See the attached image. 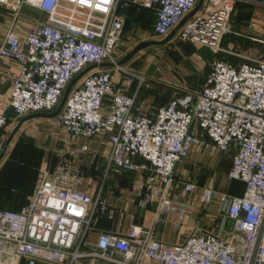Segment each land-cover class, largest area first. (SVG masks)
Instances as JSON below:
<instances>
[{
	"label": "built area",
	"instance_id": "obj_1",
	"mask_svg": "<svg viewBox=\"0 0 264 264\" xmlns=\"http://www.w3.org/2000/svg\"><path fill=\"white\" fill-rule=\"evenodd\" d=\"M235 1L205 0L203 11L183 25L178 37L222 53ZM129 2L155 11L153 33L163 38L198 0H0L13 14L0 58L19 66L10 76V108L16 118L52 111L86 67L112 64L111 70L98 66L80 78L56 125L73 139L108 137L105 175L149 170L139 205L153 207V224L169 219L179 226L184 220L189 205L173 197L177 189L189 197L197 186L175 180V169L193 146L204 143L198 130L214 150L234 149L227 177L241 181L244 190L220 193L218 205L233 237L195 227L170 244L154 237L153 226L134 223L124 233L97 229L99 217H113L112 207L99 195L79 190L59 169L42 174L20 210L0 209V264H264V55L244 57L239 66L214 59L201 90L179 94L154 113L141 112L135 95L119 91L115 79L116 73L123 75L125 88L144 81L141 73L117 65ZM25 5L46 20L22 26ZM20 29L26 30L24 41ZM6 124L0 115V128ZM137 157L144 162L136 163ZM215 192L213 186L203 188L201 203L211 205Z\"/></svg>",
	"mask_w": 264,
	"mask_h": 264
},
{
	"label": "crops",
	"instance_id": "obj_2",
	"mask_svg": "<svg viewBox=\"0 0 264 264\" xmlns=\"http://www.w3.org/2000/svg\"><path fill=\"white\" fill-rule=\"evenodd\" d=\"M257 1L259 3L250 0L235 1L236 14L243 15V11L248 17L245 21L239 19L233 23L231 33L226 35L221 42L222 53L217 55L208 48L189 45L192 62L184 61L187 59L176 62L171 57H167V60L150 57L151 61H143L138 70L142 71L141 74L144 77L141 84L135 81L125 88L121 85L124 80L123 75L115 74L118 90L134 94L136 105L141 112L154 113L158 107L167 104L179 94L201 90L214 59L219 58L233 66H239L246 61L244 57L264 55V0ZM130 4L132 5L131 2ZM204 4L205 0L196 13L203 11ZM12 19V12L0 5V44ZM45 20L46 15L34 7L25 5L21 9L19 22L24 27H34ZM155 20L156 13L153 9L144 10L136 6L130 16L126 14L125 27L119 45L123 57L141 41H161L166 37L159 38L154 35ZM18 35L20 40L24 41L26 30L20 29ZM176 39L175 35L163 45L147 47L123 65L132 69V63L138 54L151 49L157 52L173 47L172 44ZM189 64L196 69L195 73L192 72L193 69H189ZM103 68L113 69V67ZM18 70L19 66L16 62L0 58V115L7 120V124L0 128V147L18 123V118L9 104L10 76L16 74ZM108 104L109 101L106 99V107ZM198 133L204 143L193 146L188 156L182 159L175 169V180L192 181L197 186L189 197L180 189H177L173 197L179 203L189 205L184 220L179 226H174L169 219L153 224V207L141 209L139 198L143 195V183L149 170L128 173L110 171L108 175H105L104 161L110 149L108 137L73 139L56 125L55 118L27 120L22 123L11 139L0 160V203L5 209L20 210L35 194L39 179L44 172H55L62 169L79 190L93 197L99 195L106 204L112 207L113 217H99L97 229L118 230L124 233L134 223L144 228L153 226L154 237L170 244L180 242L195 227L219 232L224 238L230 239L233 237L231 222L227 219L223 222L222 212L218 205L220 193L241 195L244 190L241 181L233 182L237 180H230L227 177L234 149L225 153L214 150L210 139L200 130ZM18 140H30L35 147L34 150L17 157L16 161H7ZM134 161L144 162L140 157L134 158ZM207 185L213 186L216 191L213 202L209 206H205L200 201L202 190ZM127 214L134 217L131 218ZM95 236L91 234L90 238L94 240Z\"/></svg>",
	"mask_w": 264,
	"mask_h": 264
},
{
	"label": "water",
	"instance_id": "obj_3",
	"mask_svg": "<svg viewBox=\"0 0 264 264\" xmlns=\"http://www.w3.org/2000/svg\"><path fill=\"white\" fill-rule=\"evenodd\" d=\"M204 0H198L196 6L192 11H190L185 17H183L179 23L170 31V33L161 41H154V40H147V41H141L138 44H136L131 51H129L124 57H122L118 62L117 65H123L126 62H128L130 59H132L138 52L144 50L147 47H150L152 45H163L167 43L169 40L173 38L177 34V32L183 27V25L200 9L202 6ZM113 67L110 63H102L99 65H91L86 67L82 72H80L78 75H76L65 87L63 94L61 96V99L55 109L49 112H36V113H30L28 115L22 116L18 118V123L11 132L8 139L1 145L0 147V160L2 159L7 146L9 145L11 139L15 135V133L18 131L20 126L23 122L35 119V118H55L62 110L69 93L71 92L72 88L77 84V82L80 80V78L87 73L89 70L95 68V67Z\"/></svg>",
	"mask_w": 264,
	"mask_h": 264
},
{
	"label": "rangeland",
	"instance_id": "obj_4",
	"mask_svg": "<svg viewBox=\"0 0 264 264\" xmlns=\"http://www.w3.org/2000/svg\"><path fill=\"white\" fill-rule=\"evenodd\" d=\"M236 13L237 12L235 10V5H234V9H233L232 16H231V22H230L231 29H232V25H233V23L235 21H238L239 19H240V21H245V19L248 17V15L245 12H243V11H242L243 15L242 14L239 15V14H236ZM235 15L237 16L236 19H235ZM240 26H242V25H240ZM172 45H173V47L172 46L171 47H167L166 49L158 50L157 52L153 51V49L147 50L145 52H141L140 54H138V56H136L134 58L135 61L132 63L133 67H131V68L138 71V70H140V66H142V64H143V61L144 62L147 61V60L151 61L152 58H157V57L163 58L164 60H167L166 59L167 57H171L176 62L182 61L183 59H187V60H184V61H189L190 60L192 62V57H191L192 54L189 51L190 50V46L189 45L195 46L193 43H191V42H189L187 40H181L177 36V39L175 40V42H173ZM150 57H152V58H150ZM188 66H189V69H191V70L193 69L192 72L195 73L196 69H194L190 64ZM197 66H198V64H197ZM138 72L142 73V71H138ZM207 186H209V185H207Z\"/></svg>",
	"mask_w": 264,
	"mask_h": 264
},
{
	"label": "trees",
	"instance_id": "obj_5",
	"mask_svg": "<svg viewBox=\"0 0 264 264\" xmlns=\"http://www.w3.org/2000/svg\"><path fill=\"white\" fill-rule=\"evenodd\" d=\"M129 6H127V7H125L123 9L124 13H126L128 16H130V13L133 12L136 9V5H134V4H132V5L130 4ZM140 9L146 10L145 8H140ZM177 36L178 35L176 34V37ZM34 148L35 147H34L33 143L30 140H18L15 143V145L13 146V148H12V150H11L9 156H8V160L7 161H11V162L12 161H16L17 157H20L21 155H26L27 152H29L31 150H34ZM231 151H233V150H230V152ZM233 182L239 183L238 181H233ZM0 209H5V207L1 203H0ZM5 210H9V209H5ZM96 227H97V224H96Z\"/></svg>",
	"mask_w": 264,
	"mask_h": 264
}]
</instances>
